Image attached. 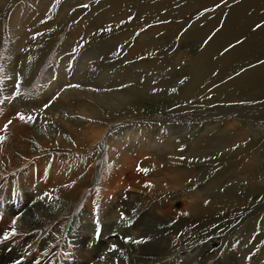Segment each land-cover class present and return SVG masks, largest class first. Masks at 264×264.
I'll return each mask as SVG.
<instances>
[{
    "label": "rangeland",
    "instance_id": "obj_1",
    "mask_svg": "<svg viewBox=\"0 0 264 264\" xmlns=\"http://www.w3.org/2000/svg\"><path fill=\"white\" fill-rule=\"evenodd\" d=\"M256 1L10 0L0 11V137H6L0 142V190L13 176L14 192L18 171L31 166L35 182L27 189L29 195L41 202L45 211L54 209L56 202L61 204L59 222L51 232L52 237L63 239L61 243L64 245L69 228L72 231L80 229L81 218L86 215L85 222L94 226L99 223V226L93 231L82 230L84 240L79 236L73 240L84 245L86 251H93L99 243L106 245V249L103 251L98 247L93 254L98 255L95 261H90L89 257L85 262L120 264L119 257L110 261L119 247L112 239L124 242V234L119 228H131L126 221L128 213L120 210V206L132 189L127 181L123 183L125 175L121 176L119 187L106 182L115 173L148 177L153 170L141 166L140 161L133 169L124 164L122 153L134 158L137 153L123 142L124 136H119L123 126L111 128L110 125L131 119V126L139 129L141 134L161 128L157 138L173 143L175 139L166 130L165 122L156 118L201 108L264 107V82L259 91L253 89L235 97L231 93H211L212 89L235 79L236 75L237 78L245 71L264 65V1ZM85 4L88 7H83ZM258 24L260 28L256 27ZM220 35L229 38L221 45L214 40ZM141 37H145V41L152 39L154 44L135 50ZM247 41H252L248 46L250 49L246 47L250 57L243 60L242 55H236L235 69L259 58L260 61L227 78L234 68L218 75L221 66L213 65L214 59L222 56L226 49L232 50ZM205 51L209 52L208 56L204 55ZM86 54L89 56L82 60ZM255 54L258 56L254 58ZM192 63L201 65L204 71H213L206 76L211 80L209 84L195 92H190L187 82ZM25 66L30 68L28 73H25ZM83 76L89 80L80 84L77 80ZM213 83L216 84L209 86ZM77 84L80 85L78 89L95 92L124 90L137 93L136 100L113 110V115L97 105L103 116L98 118L95 128L107 127V139L102 138L85 149L76 148L75 144L50 149L37 138L31 122L24 121V134L10 132L12 123L4 128L8 120L18 118V112L39 115L43 111H53L63 95L77 88L68 85ZM57 93L58 98L53 100ZM79 100L85 101L86 97L80 95ZM49 101L50 106L44 108ZM250 117L257 119L250 120ZM263 117L264 114H250L247 119L239 118L240 122L234 124L233 130L226 128L228 122L220 116L211 122L202 120L208 123L207 126L205 122L192 118L177 120L179 124H191L177 139L179 146L171 148H175V158L181 165V187L166 191L156 181H149L147 185L151 193L147 200L140 202L146 204L143 210L159 218L165 216L164 220L168 222L158 228H165L164 246L150 259L158 261L157 264H228L229 259L236 260L234 264H264V186L251 185L242 178L264 179V129L252 128L256 121L264 124ZM70 118L74 119V116ZM63 119L69 124L76 123L69 121L67 116ZM61 122L64 121L59 115L49 120V124L57 128ZM166 122L171 121L167 119ZM75 126L80 131L95 129L89 124ZM240 133H246L241 142L236 139ZM223 140L229 145L223 147ZM9 143L15 146L14 153L5 151ZM173 150H164L162 155L169 157ZM115 152L117 157L114 159L111 153ZM205 153L209 154L205 156ZM10 165L14 169L7 173ZM171 166L172 163L158 166L162 172L154 179L163 182L173 176L162 174ZM51 173L63 175L64 180L57 181L55 189L40 188L37 184L42 178L38 176L44 175L46 181ZM180 193L194 195L193 211L184 212L176 205ZM208 196L211 198L207 200ZM163 206L173 211L172 215L159 212ZM19 213L9 214L8 218L6 214H0V220H9L10 229L18 228L24 214L23 211ZM142 213L136 214L135 220ZM107 215L112 216L108 228L113 232L105 235L102 226H106ZM244 216L246 220L242 221ZM16 217L19 219L13 225L12 220ZM127 241L132 251L130 244L135 240L128 236ZM197 245H207L208 248L190 260L174 258L177 253Z\"/></svg>",
    "mask_w": 264,
    "mask_h": 264
},
{
    "label": "bare ground",
    "instance_id": "obj_2",
    "mask_svg": "<svg viewBox=\"0 0 264 264\" xmlns=\"http://www.w3.org/2000/svg\"><path fill=\"white\" fill-rule=\"evenodd\" d=\"M9 1L10 0H0V11L9 3ZM255 2L257 1L255 0ZM261 10L262 9H260V11ZM13 39L15 38L13 37ZM228 39L229 38H227V35H220L218 38L217 37L214 38L215 41H218L219 45H221L222 42L228 41ZM145 40H146L145 37H141L139 42H137L138 45L136 46L135 50H139L142 46L148 45V44L151 45L153 43V42L151 43L152 39L151 40L148 39L147 41ZM251 42L247 41V43L242 44L241 46L237 48H233L232 50L226 51L222 56L218 55L217 58L214 59V62H213L214 63L213 65L216 64L217 66H221V70H220L221 72H219L218 75H221V73L227 72V70L230 68L235 69L237 67V65L234 63L235 62L237 63L236 59L238 58L237 57L238 54L242 55L243 60L249 59L248 57L250 56H248L247 54L248 50L246 47H248ZM14 44L15 43H13L11 48L14 47ZM164 46L165 45H163L162 47ZM132 50H134V48H132ZM133 54H135V51H133ZM208 54L209 52H206V51L204 52V55L208 56ZM256 55L258 56V54H255L253 55V57L255 58ZM88 56L89 54L82 56V60ZM262 58H264V55ZM90 59H93V58H90ZM258 61H260V58L252 62L243 64L239 68L233 70V72L227 75L226 78L229 76H232L239 69L247 67L255 62L257 63ZM198 65H195L192 63L191 67L189 68L190 76L187 82H189L188 85L191 88L190 92H193L194 90L197 91L198 89H202L200 88L201 86L204 85L205 87L206 85L209 84V81H211L208 79V77L206 78V76L213 71L210 72L209 69H206L204 71L202 70L201 65L199 66ZM29 69H30L29 67H26L25 73H28ZM236 76H235V79L229 82L226 81L225 84L220 85L216 89H212L211 93H216V94L217 92H220L221 94L231 93V95L235 97L236 95H239L240 93L247 94L253 89L255 91H259L258 88H260L262 86V83L264 82V65L257 66L253 70L245 71L242 74H240V76L237 78ZM223 79L225 80V78ZM88 80L89 79L87 77L85 78L83 76V77H80L77 81H79V83L82 84L84 83V81L88 82ZM214 84L216 83L210 84L209 86H213ZM187 88L189 87L187 86ZM168 92L169 91H166V93ZM80 95H84L86 97V100L80 101L79 100ZM135 95H137L136 92L132 93L129 91H124V90L104 93V92H95L93 90H83L80 88L79 89L75 88L71 90L69 93H66L65 95H63L61 99L57 101V103L53 107V111H50V110L43 111V112H40L39 115L31 114L30 112H28L25 115L26 116L31 115L32 117H34V119L30 123L33 126L32 130L35 132L37 138L46 147L52 149L53 147H56V146H72L73 144H75L76 148L85 149L88 145H93L99 142L102 138L107 139L109 136V133L108 134L106 133L107 127H105V129L103 127H102L103 129L98 128V127L95 128V125L97 124L96 121L98 120V118L103 116L102 110H99L97 105L100 104L101 106L105 107L112 113L113 110L114 111L118 110L122 106L128 105L131 102H133L134 99L136 100V98H134ZM250 114H258V115L264 114V107L248 108V107H239L238 105L232 108H226V107H220V108L215 107L213 109L212 108L210 109L201 108V109H198L192 112L188 111L186 113H177L175 115H170V116L166 115V116L156 118V120H162L165 122L164 124H165L166 130L168 131L169 134L172 135L171 138L175 139L173 143H170L171 141L170 142L161 141L157 138V136L160 135L161 128H157L156 130L152 132L151 131L142 132L141 134L139 132V129H137L134 126H131V122H132L131 119H124L122 121H118L110 125L111 128L114 126H123L122 127L123 131L122 130L120 131L119 136L120 137L124 136L123 142L125 144L132 146L134 152L137 153L136 158L130 156L129 154L124 155V153H122L121 156L124 161V164L127 165L129 168L133 169L137 165V163H139L140 161L141 166L153 170V172L148 177H145L142 174H139V175L137 174L133 176L131 175V173L130 174H122V173L116 174L115 173L106 182L110 185H113L112 187L114 186L119 187L120 186L119 182H121L122 180L121 176L125 175L123 178V183L127 181L128 184H130L131 189H132L131 192L130 191L128 192V196L125 197L124 203L120 206L121 207L120 210H124L126 213H128V217L126 218V221L131 224V228H125V229L119 228L121 233L124 234L125 240L124 242H120V241H117L116 239H112V241L117 243L119 247H118L117 252L111 255L110 261L113 262L114 258L119 257L120 264H154V263L157 264L158 262L154 260L153 258L150 259V256L152 254H157L158 252L162 250L164 246V242L166 240L165 228L163 229H158V228L159 226H163L164 224L168 222L166 219L164 220L165 216L163 218H159V217L154 216L153 213H151L150 211L143 210L145 209L146 204H141L140 202L147 200L149 193H151V189H149L147 185V182L149 181H156L160 186H162V189L166 191H170L171 189H177L181 187L180 185V180H181V172H180L181 167L180 166L181 165H179L180 162L175 158L177 156V153L174 152L173 150L175 148L173 149L171 148L173 146L175 147L179 146V144H176L177 139L182 134L187 132L191 124L189 123L179 124V123H176L177 120H190L192 118V119H196L200 121L208 120L206 122H211L215 120L216 116H220V117H224L227 120L228 125L226 126V128L233 130L235 127L234 124L235 123L239 124L240 122V120H238L239 118L241 119L246 118V116H249ZM54 115H59L62 121H64L59 124L60 128H57L56 126H52L49 124V120H53ZM66 116L69 118V121L72 120L73 123L74 121L76 123L75 124L67 123L66 119H63ZM71 116H74V119L70 118ZM167 119L171 122H166ZM253 119H257V118L251 119L250 117V120H253ZM202 122H205V121H202ZM206 122H205V125L207 126L208 123ZM80 124H89V126H92L95 129H91L89 131H84V130L80 131L75 126V125H80ZM252 128L254 130H257V129L261 130L262 128L264 129V124L262 121H256L254 125L252 126ZM23 129L25 130L24 121L20 120L19 118H14L12 120V124L9 128V131L17 132V134L19 133L24 134L25 132L23 133L22 131ZM121 132H123L124 135ZM29 134L30 133H28V135ZM245 135L246 133H240L236 135V139L238 141L240 140L243 141V139H245ZM224 143H227V144H224ZM224 143H223V147L229 145L228 141H225ZM14 147L15 146L13 144L9 143L5 146V151L9 153H14L16 150ZM164 150H173V151H170L171 155L168 157V156L162 155V152ZM208 154L209 153H205L204 155L206 156ZM116 155H117L116 152L113 154L111 153V156L114 157V159L117 157ZM146 156H149V157H146ZM167 163H172V166L169 168V170H167L166 173L164 172L162 174L163 175H173V176H171L170 178L168 177V179L164 180L163 182H159V180L154 179V177H157V175H159L162 172V169H160L158 166H160L161 164H167ZM13 169L14 168L10 165L8 166L6 172L8 173ZM32 170L33 169L30 166L29 168L18 171L17 176H15L16 179H14L15 180V187H14L15 191L14 192L12 191L13 176H10L7 185L2 190H0V214L4 213L6 214V218H8L9 216H11L9 214H12L13 216L21 211H23L24 213L19 221L21 223V226L20 227L18 226V228H15L16 236L9 235L7 239H4V235L6 233H9L11 230L8 225L9 220H3V221L0 220V264H89V262H85L86 261L85 259L91 257L90 261H93L95 257L98 256V255L93 256L95 251L97 252L98 247H100V249L104 251L106 249V245L104 246L102 243H99L96 249H94L93 251H90V250L86 251L85 246L78 245L77 243H75L73 238H77L79 236L81 240H84L82 230L83 231H87V230L93 231L95 229L94 227L99 226V223L96 226H94L92 223L85 222V219L87 217L86 215H84L82 216L81 221H80V225H81L80 229L78 228V230L72 231L71 228H69V230L67 231V239L65 240L64 245L61 243L63 239L57 240L53 238L51 235V232L54 226L59 222L58 220L61 214L60 212L61 204L56 202V204L54 205V209L53 207L52 208L49 207L50 210L45 211L44 205L41 202L39 203V201H35L36 199L34 200V198H32L29 195L27 189L33 182H35V178H34L35 173ZM62 176H55V173L53 174L51 173V175L49 176V179L46 181H45L44 175L38 176V178L41 177L42 180L38 181L37 185L40 188L42 187L43 188H46V187L53 188L54 187L55 189L57 188L56 182L64 180ZM254 177L256 178V176ZM242 178H244L243 180L244 182L250 183L251 185L264 186V179L256 178L255 180H252V178H248L247 180V178L245 177H242ZM169 180L171 181L170 184H169L170 182ZM164 182L165 183L167 182V183L164 185L163 184ZM123 191H126V190L123 189ZM11 198L13 200H11ZM210 198L211 196H208L207 200ZM194 199L195 197L192 194L180 193L179 196L176 197V205L180 209H182L184 212L193 211L191 208V204L194 203ZM10 200L11 202H9ZM158 211L164 212V215H167V216L172 215V212H173L169 208H166L165 206H163V208L159 209ZM49 212L50 213L52 212V214L49 215ZM141 212H143L141 216L137 220H135L136 214L141 213ZM111 218H112L111 215H107L105 218L107 222L106 226L105 227L102 226V229L104 230L105 235L113 232V230L110 231V229L108 228L111 226V223H110L112 222L110 220ZM245 220H246V216H244L242 221H245ZM74 222H72V224ZM64 235L65 233H63V238H64ZM128 236H132L133 240H135L134 244H130L131 247L133 248L132 251L129 250L130 246L128 245L129 242L127 241ZM137 241H140V242L137 243ZM68 245H69V248H68ZM207 248H208L207 245H197L191 250H187L182 253L180 252L177 253L176 255H174V258H185V259L190 260L196 255H199L205 250H207ZM235 261L232 259H229L228 264L229 263L234 264ZM112 264H114V262Z\"/></svg>",
    "mask_w": 264,
    "mask_h": 264
},
{
    "label": "snow or ice",
    "instance_id": "obj_3",
    "mask_svg": "<svg viewBox=\"0 0 264 264\" xmlns=\"http://www.w3.org/2000/svg\"><path fill=\"white\" fill-rule=\"evenodd\" d=\"M83 7H88V5H83ZM257 28H260L261 27V25H257L256 26ZM110 30V29H109ZM237 43H239V41H237ZM230 47H231V45H230ZM226 51H227V49H226ZM262 63H264V62H262ZM68 87H80V85H68ZM20 93L19 92H17V95H19ZM58 96H59V93H57V95H56V97H53V100L54 99H56V98H58ZM50 103H51V101H49L48 103H45L43 106H44V108H48L49 106H50ZM17 117L20 119V120H22V121H27V122H31L33 119H34V117H32L31 115H25V114H23V113H20V112H18L17 114ZM12 123V120H8V123L7 124H5L4 125V128L5 129H7L8 128V126L10 125ZM4 139H6V137H0V142H2ZM141 171H147L146 169H140ZM41 197H38V199H40ZM121 217L123 218V214H121ZM17 219H19V217H16V218H14L13 220H12V224L13 225H15L16 224V220ZM16 234V229H15V227H13V228H11V230H10V232L9 233H6L5 235H4V239H7L8 238V236L9 235H15ZM130 239V238H129ZM140 241H137V243H139ZM113 248H115V245H113Z\"/></svg>",
    "mask_w": 264,
    "mask_h": 264
}]
</instances>
